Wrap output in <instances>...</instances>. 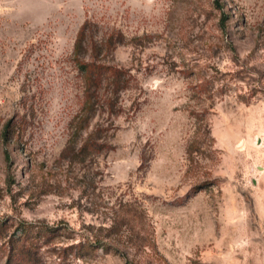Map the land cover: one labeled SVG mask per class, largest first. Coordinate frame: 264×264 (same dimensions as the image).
I'll return each mask as SVG.
<instances>
[{
  "label": "rangeland",
  "instance_id": "obj_1",
  "mask_svg": "<svg viewBox=\"0 0 264 264\" xmlns=\"http://www.w3.org/2000/svg\"><path fill=\"white\" fill-rule=\"evenodd\" d=\"M213 2L0 0V236L107 245L66 264H264V0H218L223 31ZM76 60L117 73L75 136Z\"/></svg>",
  "mask_w": 264,
  "mask_h": 264
},
{
  "label": "trees",
  "instance_id": "obj_2",
  "mask_svg": "<svg viewBox=\"0 0 264 264\" xmlns=\"http://www.w3.org/2000/svg\"><path fill=\"white\" fill-rule=\"evenodd\" d=\"M213 3L219 10L218 25L220 31H223L228 16L222 10L218 0H214ZM85 26L86 23L84 22L79 27L77 38L73 44L74 53H77L80 48V39ZM75 62L78 70L84 76L85 85L83 89V115H80L77 119L73 132L76 136L83 128V122L86 119L85 115L93 106L92 97L95 94L98 83L101 81L102 73L106 72L110 76L116 77L117 70L108 66H95L82 60H76ZM94 68L97 69L94 71ZM9 133L10 123L6 121L0 131L1 139L6 141ZM94 143L91 135L86 136L75 149L73 155H84L87 152L94 151ZM4 160L8 161L7 153L4 154ZM113 228L114 224H110L107 228L98 227L96 230L110 232ZM0 238V251L4 254L2 264H66L69 261V257L82 259L93 253L96 248L106 245L95 234H84L75 239L72 230L58 222L49 225L42 221H27L23 219L14 222L9 232L4 229Z\"/></svg>",
  "mask_w": 264,
  "mask_h": 264
}]
</instances>
